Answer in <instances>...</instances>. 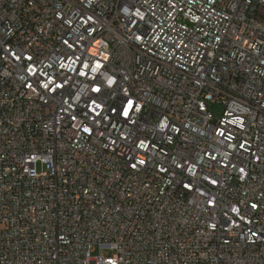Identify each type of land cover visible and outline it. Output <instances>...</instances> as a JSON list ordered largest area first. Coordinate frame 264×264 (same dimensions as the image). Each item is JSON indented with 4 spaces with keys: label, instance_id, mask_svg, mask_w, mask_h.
Wrapping results in <instances>:
<instances>
[{
    "label": "built area",
    "instance_id": "built-area-1",
    "mask_svg": "<svg viewBox=\"0 0 264 264\" xmlns=\"http://www.w3.org/2000/svg\"><path fill=\"white\" fill-rule=\"evenodd\" d=\"M0 264H264V0H0Z\"/></svg>",
    "mask_w": 264,
    "mask_h": 264
},
{
    "label": "rangeland",
    "instance_id": "rangeland-1",
    "mask_svg": "<svg viewBox=\"0 0 264 264\" xmlns=\"http://www.w3.org/2000/svg\"><path fill=\"white\" fill-rule=\"evenodd\" d=\"M211 109L215 116H218V117L221 116L223 108L220 105H214ZM97 254H100L103 257H108V256H111L113 252L110 250H102V251L98 250L92 253V255H97Z\"/></svg>",
    "mask_w": 264,
    "mask_h": 264
},
{
    "label": "snow or ice",
    "instance_id": "snow-or-ice-1",
    "mask_svg": "<svg viewBox=\"0 0 264 264\" xmlns=\"http://www.w3.org/2000/svg\"><path fill=\"white\" fill-rule=\"evenodd\" d=\"M45 87H47V85H45ZM131 106H132V102L129 101V107H131ZM125 114H127V113H125ZM141 163H143V161H141Z\"/></svg>",
    "mask_w": 264,
    "mask_h": 264
}]
</instances>
